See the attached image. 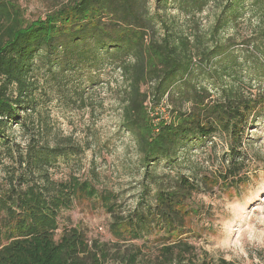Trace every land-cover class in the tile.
<instances>
[{
  "label": "trees",
  "instance_id": "obj_1",
  "mask_svg": "<svg viewBox=\"0 0 264 264\" xmlns=\"http://www.w3.org/2000/svg\"><path fill=\"white\" fill-rule=\"evenodd\" d=\"M218 1L68 0L28 21L0 0V165L10 160L22 170L11 176L9 190L0 189V264H107L110 258L137 264L145 257L143 249L152 245H157V252L145 264H234L199 259L188 239L194 235L188 219L196 213L189 202L202 186L214 183L239 190L250 180L247 157L240 150L246 132L264 117V93L245 92L243 84H218L226 77L244 83L239 71L252 62V54L233 49V39L223 37L249 11L246 0H226L207 37L183 32L171 14L194 20ZM252 4L250 11L264 15V0ZM244 44L256 48L257 64L252 62L250 71L261 83L264 28L253 45ZM213 64H220L213 77L220 85L215 99L200 81L211 79L205 67ZM42 69L60 86L73 74L87 73L92 80L108 69L122 79V124L140 155L144 192L126 215L114 212L111 193L101 198L112 214L110 232L117 244L143 243L133 246V252L112 256L107 245H90L78 228L61 230L60 215L71 208L72 196L81 193L91 199L98 192L90 180L72 177L64 183L50 177L58 158L75 153L59 143L35 142V76ZM13 125L28 137L24 148L10 139ZM221 134L229 138L230 150L218 178L207 182L173 173L190 147L212 143ZM161 163L168 170L159 174Z\"/></svg>",
  "mask_w": 264,
  "mask_h": 264
},
{
  "label": "rangeland",
  "instance_id": "obj_2",
  "mask_svg": "<svg viewBox=\"0 0 264 264\" xmlns=\"http://www.w3.org/2000/svg\"><path fill=\"white\" fill-rule=\"evenodd\" d=\"M5 1L11 8L15 7L20 17L33 21L44 17L54 7L68 0ZM225 2L226 0H219L212 4L194 20H186L175 11L171 14L177 16V25L183 32L207 37ZM252 2L253 0H246L249 12L223 38H232L235 50H249L252 54L250 59L253 64H257L256 48L246 47L244 44L249 41L252 44L264 28V15L257 9L250 11ZM252 62L239 71L244 83L234 82L226 77L223 82L218 81V84H243L240 87L245 92L251 89L264 93V81L260 83L252 78ZM219 66L220 64L206 66L211 79L200 78L213 99L218 98L219 94L220 85H215L213 79ZM35 78L36 112L32 113L37 122L34 129L35 142L39 145L48 142L51 146L59 143L75 153L58 158L49 169L50 177L64 183L72 177L79 178L80 182L90 180L98 192L91 199L81 193L72 196L71 208L60 215L61 230L66 226L78 228L85 234L90 245L94 241L107 245L112 256L133 252V246H141L143 243L117 244L110 232L112 214L107 211L101 198L102 193H111L114 212L126 215L137 207L144 192L140 155L134 137L122 124L124 88L119 73L110 69L101 71L92 79L95 81L93 85L87 73L69 76L62 86L50 82L43 69L36 72ZM163 108V112H166ZM253 124L254 127L246 132L244 145L240 150L247 157L245 162L248 167L245 171L249 174V182L239 190L222 189L214 183L210 187L202 186L189 202L191 209L196 210V213L198 211L199 215L192 213L188 219V225L192 229L190 234H194L188 239L198 249L201 261L264 264V117H259ZM10 136L21 148L28 141L18 125H13ZM229 145V138L223 134L214 138L212 143L197 142L182 155L181 165L173 173L194 175L200 180L205 178L207 182L211 178L216 179L219 172L227 167L224 159L230 150ZM5 165L7 168L0 165V189L4 192L9 190L13 173L22 172L13 161L7 160ZM167 170L162 163L157 168L159 174ZM33 177L37 179L38 173ZM152 246L154 247L143 249L145 257L140 258L137 264H145L150 256L156 254L157 245ZM118 259L120 262V258ZM119 262L110 258L107 264H122Z\"/></svg>",
  "mask_w": 264,
  "mask_h": 264
}]
</instances>
